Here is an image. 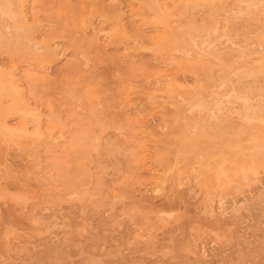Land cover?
Returning <instances> with one entry per match:
<instances>
[{
  "label": "rangeland",
  "instance_id": "1",
  "mask_svg": "<svg viewBox=\"0 0 264 264\" xmlns=\"http://www.w3.org/2000/svg\"><path fill=\"white\" fill-rule=\"evenodd\" d=\"M0 5V264H264V0Z\"/></svg>",
  "mask_w": 264,
  "mask_h": 264
},
{
  "label": "bare ground",
  "instance_id": "2",
  "mask_svg": "<svg viewBox=\"0 0 264 264\" xmlns=\"http://www.w3.org/2000/svg\"><path fill=\"white\" fill-rule=\"evenodd\" d=\"M109 2V1H108ZM111 2V1H110ZM112 3V2H111ZM146 3V2H145ZM110 4V3H109ZM109 4H108V7H109ZM107 6V5H106ZM111 7V6H110ZM2 7H1V5H0V11L2 12V13H5L2 9H1ZM114 8V7H113ZM136 8V7H135ZM91 11V10H90ZM132 13V12H131ZM13 15H14V13H12ZM182 19V18H181ZM189 19V18H188ZM194 19V18H193ZM196 19V18H195ZM173 20V19H172ZM179 20V19H178ZM82 22V21H81ZM99 22V21H98ZM171 22V21H170ZM185 22V21H184ZM166 23V22H165ZM175 22H171V24H174ZM183 23V22H182ZM175 25V24H174ZM95 27V26H94ZM92 29H93V27H92ZM112 32V31H111ZM95 33V32H94ZM105 33H108V32H105ZM217 33V32H216ZM102 34V33H101ZM102 37V36H101ZM255 38V37H254ZM99 39V38H98ZM256 39V38H255ZM256 41H258V40H256ZM259 42V41H258ZM1 44V43H0ZM259 46H262V52H263V61H264V36H262L261 38H260V43H259ZM146 47V46H145ZM102 48V47H101ZM145 49V48H144ZM144 49H143V51H144ZM83 50V49H82ZM191 53V52H190ZM82 55V54H81ZM81 55H80V57H81ZM87 58H89V57H87ZM86 58V59H87ZM82 59H84V57H82ZM85 59V60H86ZM86 62V61H85ZM90 63H91V61H90ZM86 64H87V62H86ZM88 65H89V63H88ZM214 66V65H213ZM30 75H31V72H28ZM117 74V73H116ZM118 75V74H117ZM231 76V75H230ZM12 84L10 85V86H7L6 85V83H5V80L4 79H0V99L3 97V96H5L9 91H11L12 89L13 90H15V88H17L15 85H14V79H10L9 80ZM155 93V92H154ZM9 94V93H8ZM60 98V97H59ZM235 100L236 101H238V100H241V98H240V96H238V95H235ZM235 101V102H236ZM246 101V100H245ZM183 103V102H182ZM240 103H242V101H240ZM246 103V102H245ZM196 104V103H195ZM199 105V104H198ZM201 105V104H200ZM202 106H204V105H202ZM246 106H247V103H246ZM243 107V106H242ZM245 107V106H244ZM21 110L19 109V108H17V107H15L13 104L11 105V107L8 109V110H6V112H3V113H1L0 112V132L2 133V134H4V135H6V137L7 136H9V137H13V132H12V130L10 129V127L8 126V122H6V120H4V118L7 116V114H9V113H18V112H20ZM152 111H153V109H152ZM28 114H30V113H28ZM246 118H248V117H246ZM226 119V118H225ZM254 122H255V126H256V128L259 130V132H258V134H257V136H256V141L261 137V136H263L264 135V118H262V117H260V116H254V117H252L251 118ZM248 121V120H247ZM252 121V122H253ZM249 122H250V120H249ZM38 130V129H37ZM71 130V129H70ZM208 130V129H207ZM190 133V132H189ZM5 139V138H4ZM7 141L9 140V138H7L6 139ZM6 142V141H5ZM9 143H10V141H8ZM10 145V144H9ZM238 145V144H237ZM138 149V148H137ZM253 150V149H252ZM142 159H143V157L142 156H140V155H136L135 156V160L137 161V162H139V161H142ZM177 163V162H176ZM220 164V163H219ZM10 165V164H9ZM221 165V164H220ZM222 169V168H221ZM220 169V175L222 176V175H225V173H227V171H228V168L226 169H222L221 170ZM239 171H241V172H251V173H254L256 170H257V165H255V161H253V160H251V162L249 163V165L248 166H244V165H240L238 168H237ZM219 171V170H218ZM44 173V172H43ZM171 173V172H170ZM22 176V175H21ZM43 176V175H42ZM6 196V195H5ZM18 196H16V198H17ZM15 198V199H16ZM49 198V197H48ZM18 202V201H17ZM234 208H236V207H234ZM69 214V213H68ZM172 214H174V213H172ZM167 217V216H166ZM172 217H170V219H171ZM49 230V229H48Z\"/></svg>",
  "mask_w": 264,
  "mask_h": 264
}]
</instances>
